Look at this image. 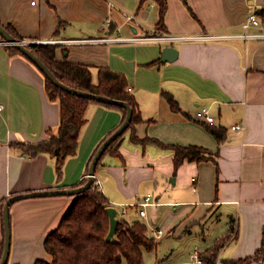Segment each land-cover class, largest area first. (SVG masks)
<instances>
[{"label": "crops", "instance_id": "0c3cea01", "mask_svg": "<svg viewBox=\"0 0 264 264\" xmlns=\"http://www.w3.org/2000/svg\"><path fill=\"white\" fill-rule=\"evenodd\" d=\"M187 1L198 18L182 0H168L163 27L158 26L157 0H0V22L12 25L26 42L56 44V59L89 66L94 82L101 66L125 73L128 90L139 104L135 133L141 139L200 146L212 154L201 161L186 158L176 168L174 148L134 141L128 130L116 144L117 152L102 157L96 175L119 218L164 231L157 247L165 234L180 245V232L191 235L201 228L205 235V228L224 221L227 225L218 237L234 223L231 240L219 253L218 263L223 264L219 259L224 255L237 259L254 254L264 234V38L245 37L261 29L242 27L250 13L262 17L264 0ZM163 33L227 37L169 44L179 50L174 61L161 59L168 44L131 39ZM7 45L0 40V259L4 199L20 192L76 187L88 176L99 143L124 117L118 107L91 102L78 150L67 157L59 176L50 153L30 157L10 145L48 138L47 130L59 127L60 104L48 97L45 74ZM164 92L174 96L181 111L171 107ZM205 110L212 121L198 117ZM210 125L226 129L223 142L210 132ZM146 196L153 203L142 216V207L135 203ZM75 198L36 196L10 206V264L51 260L45 239Z\"/></svg>", "mask_w": 264, "mask_h": 264}, {"label": "trees", "instance_id": "16d2710c", "mask_svg": "<svg viewBox=\"0 0 264 264\" xmlns=\"http://www.w3.org/2000/svg\"><path fill=\"white\" fill-rule=\"evenodd\" d=\"M182 1L191 14L198 18L188 1ZM157 2L160 6L158 26L163 27L168 0H157ZM261 16L264 18V13ZM4 26L16 38L23 40V37L15 31L12 25ZM7 46L13 53L23 54L17 46ZM28 46L60 81L77 89L127 101L132 106L133 116L129 127L107 147L102 157L109 151H116V144L128 130L132 131V139L134 141L143 143L155 142L161 146L174 148L176 168L186 158L201 161L213 157L204 147L167 144L151 137L141 139L135 133V124L141 120L139 104L135 95L128 90V79L125 73L113 70L108 66H101L98 69V80L94 82L89 66L78 62L57 60L55 56L56 44H29ZM45 77L48 97L51 100H58L60 104V124L58 129L56 131L48 129V138L44 140L36 142L11 141L10 145L30 157L44 152L50 153L56 158V170L58 175L61 176L67 157L75 154L78 150L80 131L86 122L88 105L91 102H99L107 106L118 107L124 113L122 122L126 117L127 110L121 105L92 100L68 92L57 86L48 75L45 74ZM164 96L174 110L181 111L178 101L171 93L164 92ZM117 127L99 143L90 159L89 166L101 143ZM208 129L220 143L226 139L227 133L224 127L210 125ZM86 181L87 177H84L76 186H80ZM73 196L76 198L62 218L61 223L45 239V249L51 254V260L39 258L35 264H142L144 251L153 250L157 247V239L150 235L148 226L144 221L136 220L131 222L125 217H120L118 230L110 240H107L106 237L110 229V217L106 209L110 206V201L96 184L93 183L90 188ZM7 199H4L2 206ZM233 224L226 233L215 240L212 246L206 249L202 255L204 262L215 264L218 261L221 248L231 240L232 232L235 228ZM263 260L264 234L262 244L254 254L237 259H224L222 262L223 264H251L254 261ZM7 264H10V262Z\"/></svg>", "mask_w": 264, "mask_h": 264}, {"label": "water", "instance_id": "95a60500", "mask_svg": "<svg viewBox=\"0 0 264 264\" xmlns=\"http://www.w3.org/2000/svg\"><path fill=\"white\" fill-rule=\"evenodd\" d=\"M0 36L9 44L17 46L21 52L28 57L43 73L48 75L51 80L60 88L83 96L90 98L92 100H97L105 103L117 104L126 108L127 113L123 122L117 127L115 131H113L99 146L95 155L92 158L91 164L88 170L87 181L76 187H60V188H51V189H42V190H34L28 192H20L11 195L5 202L3 206V221H4V249L2 253V257L0 259V264H7L9 262L10 250H11V222H10V206L17 200L29 197L36 196H52V195H76L79 194L86 189L90 188L95 181L96 168L100 158L102 157L104 151L107 147L125 130L129 127L132 116H133V108L132 106L124 100L113 98L110 96L102 95L95 92L84 91L81 89H77L75 87L69 86L66 83L60 81L58 77L51 71V69L34 53V51L28 46L29 44L24 40H19L16 38L10 31L0 22ZM179 55V50L177 47L173 45H166L163 47L161 59L163 61H174ZM107 213L110 217V229L107 234V240H110L113 235L118 230L120 218L118 217V208L114 205H110L107 207Z\"/></svg>", "mask_w": 264, "mask_h": 264}, {"label": "rangeland", "instance_id": "374dc122", "mask_svg": "<svg viewBox=\"0 0 264 264\" xmlns=\"http://www.w3.org/2000/svg\"><path fill=\"white\" fill-rule=\"evenodd\" d=\"M0 40L4 39L0 37ZM147 224L151 236H154L153 229H158L157 226L155 225L156 227H154L153 224ZM229 224L230 223H228V225ZM226 225L227 223H225L224 221H221V223L213 224L209 229L205 228V235L204 232H202V234L199 232L202 231L201 228H196L191 235L180 232L178 233L177 239L178 242H180V239L182 240V243H180V245H176V243L172 239V236H169V234H165V238L160 244H158L157 249L155 248L153 250H145L143 260L145 264H177L180 261L190 260L191 252H193L197 248L201 251V255H203L206 249L212 246L215 240L219 237H216V234H218V232H220L221 230H224L222 228H225ZM226 258V255H224L219 260L223 261ZM191 260L189 261V263H191ZM205 263L209 264L207 263V261ZM215 264H219L218 261L215 262ZM260 264H264V261Z\"/></svg>", "mask_w": 264, "mask_h": 264}, {"label": "built area", "instance_id": "2783aa9c", "mask_svg": "<svg viewBox=\"0 0 264 264\" xmlns=\"http://www.w3.org/2000/svg\"><path fill=\"white\" fill-rule=\"evenodd\" d=\"M242 27L245 31L249 30L251 27H257L261 29L259 32L255 33H245L243 34L245 37H256V38H264V18L260 17L256 13H250L246 20L243 22ZM1 37V36H0ZM223 37H227V35H222V34H210V33H205L202 35H180V34H173V33H163L160 35H147V36H142V37H131L132 40H148V41H157L161 42L164 44H173L178 41L182 40H190V39H205V40H214V39H221ZM130 39V38H129ZM2 43L8 44L5 40H1ZM43 41H30L28 43H33V44H41ZM9 45V44H8ZM131 87H129V90ZM2 105H0V110L2 109ZM198 117H202L208 121L213 120V116L208 113L207 110L205 111H200L198 112ZM234 128H241V125H233ZM94 184H96L101 190V182L97 175L95 174V181ZM153 202L151 201V196H146L143 200H139L135 203V205L141 206L142 208L140 209V214L142 216H146V208ZM124 216H126V211H123ZM153 235L154 238L158 239L160 238L163 234L164 231L162 229H153ZM192 261L191 263L193 264H206L201 255V251L197 248L194 250V252L191 255Z\"/></svg>", "mask_w": 264, "mask_h": 264}, {"label": "bare ground", "instance_id": "6f19581e", "mask_svg": "<svg viewBox=\"0 0 264 264\" xmlns=\"http://www.w3.org/2000/svg\"><path fill=\"white\" fill-rule=\"evenodd\" d=\"M129 88V87H128Z\"/></svg>", "mask_w": 264, "mask_h": 264}]
</instances>
